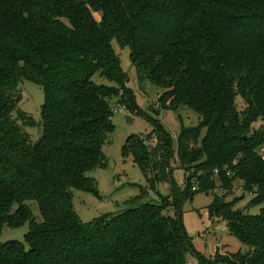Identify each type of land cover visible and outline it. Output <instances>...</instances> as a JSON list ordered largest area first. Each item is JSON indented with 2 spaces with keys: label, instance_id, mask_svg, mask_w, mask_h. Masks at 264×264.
<instances>
[{
  "label": "trees",
  "instance_id": "obj_1",
  "mask_svg": "<svg viewBox=\"0 0 264 264\" xmlns=\"http://www.w3.org/2000/svg\"><path fill=\"white\" fill-rule=\"evenodd\" d=\"M113 40L129 48L138 82L161 90L157 110L184 105L199 122L181 127L176 146L155 122L153 137L129 135L122 155L146 185L123 210L82 221L73 190L98 195L88 173L107 164L112 100L145 114ZM24 81L43 91L38 120L19 108ZM263 144L264 0H0V232L28 225L24 243H0V264H264V207L234 208L243 195L214 193L207 209L244 251L205 260L183 223L184 203L215 178L226 191L239 179L250 206L264 203ZM175 153L197 160L182 186L169 172ZM162 183L168 194L144 201Z\"/></svg>",
  "mask_w": 264,
  "mask_h": 264
},
{
  "label": "rangeland",
  "instance_id": "obj_2",
  "mask_svg": "<svg viewBox=\"0 0 264 264\" xmlns=\"http://www.w3.org/2000/svg\"><path fill=\"white\" fill-rule=\"evenodd\" d=\"M99 17L100 14L97 13L96 18ZM112 47L120 59L123 71L128 76L127 85L134 92L137 106L149 117L143 113L137 114L134 109H127L125 98L120 102H117L116 98L112 100L114 131L110 134L108 143L103 146L107 164L105 167H95L88 173L94 179L98 195L73 190V208L82 221L91 220L103 213L123 210L126 208V201L139 194V186L146 185L145 177L139 166L134 163L132 156L122 155V146L129 135H142L144 139H148L149 136L153 137L152 123L155 122L173 135V146H176L175 138L181 127L197 126L199 122L198 114L184 105L175 111L161 110L159 115H154L152 111L157 107L151 101L159 96L161 90L147 80L138 82L136 70L129 57L128 47H120L115 40L112 41ZM94 80L101 83L106 82L98 75L94 77ZM19 90L21 93L19 108L33 119L38 120L44 99L42 89L30 81H24L20 84ZM238 102L241 104L240 100ZM118 104L120 108L116 110ZM126 116L130 118V121L126 120ZM26 130L32 139L38 136V130L35 127H27ZM204 133V129H200L197 143L191 141L190 145L199 146ZM150 144L153 145V141ZM195 161L197 160H179L176 153L172 156L169 172L178 185H183L185 165ZM215 185V190L195 193L183 205L185 229L193 239L194 248L204 255L205 260L212 258L216 252L227 253L239 249L245 250L244 245L236 237L229 234L226 222L215 215L212 216L208 211L207 206L212 200V194L224 196L226 201L238 197L240 199V195H243V198L235 204L234 208H240L250 214H256L264 207V203L255 206L248 204L251 194L243 192L239 179L233 181L232 188L228 191L222 188L217 178H215ZM156 190L160 194L166 195L169 192V187L162 183L157 185L155 190H148V199L146 198L144 201L158 202ZM34 212L36 213V210ZM27 230V224L19 227L5 226L0 232V243L9 240H18L24 243V235ZM201 233H204L203 236H200ZM206 257L209 258L206 259Z\"/></svg>",
  "mask_w": 264,
  "mask_h": 264
},
{
  "label": "built area",
  "instance_id": "obj_3",
  "mask_svg": "<svg viewBox=\"0 0 264 264\" xmlns=\"http://www.w3.org/2000/svg\"><path fill=\"white\" fill-rule=\"evenodd\" d=\"M121 93V92H120ZM151 103L155 106V107H158V103L154 100V101H151ZM120 105H117L116 106V110H118L120 107H119ZM171 137H173V135L171 134ZM147 144H150V142H147ZM258 152L260 153V155L264 158V144L263 145H261L259 148H258ZM191 171H185V175H183V176H188V175H190L189 173H190ZM215 172V171H214ZM197 180L195 179L194 181H193V184H194V186L192 187V189H195L196 188V186H197ZM203 234L204 233H201L200 234V236H203ZM186 264H201V263H199L196 259H194V258H190V259H188L187 260V263Z\"/></svg>",
  "mask_w": 264,
  "mask_h": 264
},
{
  "label": "water",
  "instance_id": "obj_4",
  "mask_svg": "<svg viewBox=\"0 0 264 264\" xmlns=\"http://www.w3.org/2000/svg\"><path fill=\"white\" fill-rule=\"evenodd\" d=\"M152 113H153L154 115H159L160 112H159V110L154 109V110L152 111ZM126 120H127V121H130V118L126 116ZM39 140H40V137H38L37 141H39Z\"/></svg>",
  "mask_w": 264,
  "mask_h": 264
}]
</instances>
